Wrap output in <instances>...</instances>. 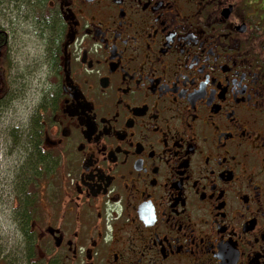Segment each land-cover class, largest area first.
<instances>
[{
    "label": "flooded vegetation",
    "instance_id": "flooded-vegetation-1",
    "mask_svg": "<svg viewBox=\"0 0 264 264\" xmlns=\"http://www.w3.org/2000/svg\"><path fill=\"white\" fill-rule=\"evenodd\" d=\"M47 13L44 28L22 16L29 37L3 31L6 86L37 77L53 166L29 206L17 197L20 264H264V0ZM19 129L21 190L38 150Z\"/></svg>",
    "mask_w": 264,
    "mask_h": 264
},
{
    "label": "rangeland",
    "instance_id": "rangeland-1",
    "mask_svg": "<svg viewBox=\"0 0 264 264\" xmlns=\"http://www.w3.org/2000/svg\"><path fill=\"white\" fill-rule=\"evenodd\" d=\"M22 16L24 18V14H20L18 6L13 5L11 0H0V27L9 30L12 36L23 38L31 34L30 27L26 28ZM29 53L31 56L35 55L34 50H29ZM17 54L22 66L26 51L19 50ZM7 81L8 79L5 78V86ZM17 84L18 80L13 85L11 83L9 87L6 86V92L2 98L3 106L0 109V264H20L18 257L20 237L17 230L19 224L16 221L19 206L16 192L18 185L13 183L15 168L13 162L20 155L18 146H15V149L12 148L11 137L14 136L16 140L14 142L17 145L19 127L21 128L25 123L28 124V120L40 103L41 94L36 76L28 79L25 90H18ZM53 176V184L56 186L62 176L61 166ZM46 190L44 186L43 192L45 193ZM41 207L45 211L49 206L47 207L43 201Z\"/></svg>",
    "mask_w": 264,
    "mask_h": 264
},
{
    "label": "trees",
    "instance_id": "trees-1",
    "mask_svg": "<svg viewBox=\"0 0 264 264\" xmlns=\"http://www.w3.org/2000/svg\"><path fill=\"white\" fill-rule=\"evenodd\" d=\"M13 5L18 6V11L21 14H24V18L28 21L40 23L45 27V22L48 21V18H43L48 13V5L51 0H11ZM37 17V18H36ZM37 20V22H36ZM5 28L0 27V109L2 108V98L6 92L5 86V77L3 75V63L4 56L2 51L4 49L3 45V31ZM43 100L38 104L35 113L28 120V124L25 123V133H26V149L27 151L38 150L36 153H27L28 155L25 157V179H26V187L18 188L16 190L17 197L26 196V205H30L35 197L31 191L36 190L38 187L36 182L38 178H42L44 181L49 178V176L53 173V166L46 160L45 153L40 152L39 145L40 139L42 136V125H41V117L45 114L46 110L43 107ZM20 133V132H19ZM18 146V143H17ZM40 152V153H39ZM38 153V154H37ZM40 163L43 165V168L38 170V165ZM50 164V165H48ZM25 193V194H24ZM16 221L18 223L22 218V214L20 211V206H18Z\"/></svg>",
    "mask_w": 264,
    "mask_h": 264
}]
</instances>
